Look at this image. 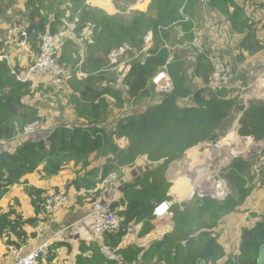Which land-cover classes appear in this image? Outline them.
<instances>
[{"label":"trees","instance_id":"obj_1","mask_svg":"<svg viewBox=\"0 0 264 264\" xmlns=\"http://www.w3.org/2000/svg\"><path fill=\"white\" fill-rule=\"evenodd\" d=\"M70 1L73 13L78 16L75 31L82 33L94 26L104 30L106 35L88 44L84 61L78 67L66 52V48L75 45L73 41L66 43L61 57L64 65L63 61L66 60V65L74 66L66 67L88 74L84 89L80 90L84 101H76V105L80 107L81 104L84 109L78 116L91 118L92 125L69 127L64 124L49 132L45 139H27L17 144L14 150L0 148V200L13 186L22 185L35 213L26 217L18 210V199L7 210L0 206V240L6 237L9 247L22 248L36 234L28 228H36L49 219L45 212L48 190L32 185L26 176L38 173L43 179H49L73 164L76 176L67 189L72 187L77 192H84L78 201L89 197L88 202L91 204L98 194V183L110 173L107 166L103 170L92 167L91 157L111 152L120 167H133L140 158L145 159L148 167L141 179L122 184L123 197L120 202H114L116 212L120 204H127L125 209L117 212L121 218L119 230L105 238L107 245L117 249L115 253L123 255L132 263L140 258L146 264H264V201L261 211L250 212V216L255 219L251 225L242 227L236 253L226 255V248L219 241L220 235L216 231L221 220L238 210L254 189V185L249 184L246 178L253 162L242 158H235L223 174L229 186V194L224 200L197 196L188 202H175L171 208L174 223L171 232L165 233L161 240L146 249L138 245L118 248L134 224L144 218L156 219L153 215L156 204L172 200L167 194L171 185L165 176L167 167L182 158L187 150L203 142L216 141L231 126L234 111L243 112L239 136L250 137L254 141L264 139V101L250 100L245 106L240 103L238 94L234 95V91H213L206 85L192 92L185 75L181 74L179 61L170 55L167 48H161L168 31L160 32V25L181 24L193 35V23L183 21V13L194 16L192 9L201 0H187L182 8V0H151L146 11H133L129 17L108 13L99 6L89 5L86 0ZM227 1L235 6L237 18H232L237 28L245 23L239 20L243 10L234 0ZM6 5L0 0V12L3 7H9ZM43 5L44 0H27L26 12L15 10L16 15L20 14L28 23L27 41L36 53L40 49V37L46 30L56 32L70 27L60 17L49 20L42 10ZM149 31L153 32L154 39L150 49L152 55L144 65L135 63L130 75L124 80L128 86V99L143 102L152 98L156 88L152 79L166 64L173 90L162 93L164 96L160 102L149 104L141 112L122 117L115 129L109 132L101 126L114 116L106 96H114L115 105L119 108H123L125 101L120 91L112 86L95 89L91 83L95 79L104 81L110 73H94L106 64L109 66V53L114 47L129 43L137 49L143 48ZM247 49L251 52L264 50V43L257 47L249 44ZM200 69L207 84L211 69L207 70L205 65H201ZM16 71L20 72L21 68L16 67ZM43 85L19 81L8 62L0 60V143L15 140L27 125L42 120L38 107L24 99L33 97ZM192 93L193 105L181 106V102ZM121 137L127 138L129 142L125 150L115 142V138ZM149 224L147 229L151 226ZM61 249L70 251L72 245L66 241H53L40 263L55 264ZM79 249L75 264H117V261L106 257L96 239L90 244L81 240Z\"/></svg>","mask_w":264,"mask_h":264},{"label":"built area","instance_id":"obj_2","mask_svg":"<svg viewBox=\"0 0 264 264\" xmlns=\"http://www.w3.org/2000/svg\"><path fill=\"white\" fill-rule=\"evenodd\" d=\"M182 11L183 9L181 12ZM182 20L193 23L192 32L194 37L192 46L199 49L210 63L211 72L206 84L209 89L213 91H235L238 94L240 103L245 106L248 105L250 100L264 101V66L256 71H253L255 69L249 70L252 77H250L247 84L236 82L237 75L235 71L227 65L221 55L213 49L207 50L205 48L204 39L197 32L194 19L183 13ZM176 25L177 23L170 26L160 25L158 29L162 32ZM27 26L28 23L24 21L23 29L19 32L18 40L19 46L21 47H27ZM68 41H73L81 47L83 62L86 54V46L83 44L84 38L80 33L75 31L72 26L56 32L46 30L40 37L39 52L32 56L30 63L23 71H16V67L13 66L7 54L0 55V60H6L8 62L16 78L21 82L34 81L35 78L42 75H51L53 79L56 80L59 77L68 76L72 70L66 67L61 61L65 45ZM153 41V32L149 31L145 36V46L141 49L132 47L129 43H123L119 47H114L109 53V66L106 70L115 71L118 81L123 83L130 75L135 63L144 65L147 62V59L152 55L150 49L153 46ZM162 42L164 45L161 48H170V45L164 39ZM134 61L135 63H133ZM81 74L82 76H86L85 73ZM152 81L160 93H169L173 90V82L168 72L167 64L156 73ZM242 113L243 112L240 111L236 114L235 124L237 126L240 124ZM38 125L39 121L27 125L25 127L26 134H33ZM225 137L226 136L220 135L216 141L206 143V145L200 148L199 157L201 159V165L196 164V162H193L192 158H189L190 168L186 174L188 177L186 178V182L193 188L190 196L198 194L200 197L210 196L219 201L224 200L229 194V186L227 180L222 176L223 171L221 173V170L227 168L233 159L238 157L239 153H236V151H238L241 146V148H243L242 153L247 156L246 149H244L245 147L241 143V140L244 142L249 139L252 144V146H250L251 153H254L256 150L255 141L250 137L245 139V137L238 136L237 142L232 141L231 146L228 142H224ZM41 139H45V135L38 140ZM32 140L37 141L36 137ZM207 151L211 152L212 155ZM191 163L194 164V166H192ZM120 175L121 167L118 165L116 171L110 172L102 180L97 190L98 194L92 202V209L89 213V217L93 224V238L99 242L102 252L106 257L109 260L117 261V264L120 263H118L116 253L105 243V238L108 235L115 234L121 225V218L114 208L116 192L119 191L122 185L119 180ZM69 201L70 195L65 191L52 190L48 192L45 203V212L48 218L55 216V214L69 203ZM172 206V201H162L155 205L153 215L156 218L167 217L171 214ZM45 227L46 222L40 223L36 227L35 237H40ZM61 238V234L57 233L53 235L51 239H47L28 252H25L23 247L10 246L9 249L12 257L11 264H41L40 259L48 252L49 245L53 241H60Z\"/></svg>","mask_w":264,"mask_h":264},{"label":"crops","instance_id":"obj_3","mask_svg":"<svg viewBox=\"0 0 264 264\" xmlns=\"http://www.w3.org/2000/svg\"><path fill=\"white\" fill-rule=\"evenodd\" d=\"M139 1H141V0H139ZM150 1L151 0H149L147 3L145 2L146 4L144 3L145 7L142 8L141 11H146L148 9ZM201 1H203V0H201ZM234 2L237 3L240 6V8L243 10V13H242L243 17L242 16L241 17L243 18L242 20L245 22L243 25H240L241 28L238 29V32H236L237 28L234 27V25H233L234 19L232 18V17L237 18V15H235V6H233V4L231 2H228L227 0H216L214 3H212V1L210 3L204 1L203 8L207 9L208 12L204 15V17L206 16L205 17L206 21L205 22L202 21V24H204L205 26L211 27L210 30L207 31V33H206V35L208 34V37H209L208 41L210 42V46L213 47V50H215V51L218 50L216 52H218L222 58L225 57L227 59V61L230 65L223 58L224 61L227 63V65L233 71H235V73L237 75L236 76V82L241 83V84H247L249 82L250 77H252L249 70L255 69L253 71H256L257 69H260L262 66H264V50L251 52L250 50L247 49V46L249 44L255 45L257 47L258 45H263V43H264V31L260 30V26H262L264 28V3H262L264 1L263 0H234ZM1 3H3V0H1ZM24 4L22 5L21 3L17 2V7L21 6L22 9H24ZM111 4L113 7L114 6L113 0H111ZM105 8H107V7H105ZM249 9L254 10L255 12L258 13L257 14L258 17L255 19V21H252V17L250 15H247V11ZM1 13H3V12H1ZM208 15H211V17H209ZM8 16H10V14ZM247 16H249V17H247ZM228 19H231L230 23H229ZM2 20H3V18H2ZM203 20H204V18H203ZM222 20H224L225 22L228 21L226 24H223V26L226 29H224V28H222V29L226 30L228 32L229 27H230L231 31L229 33V36L227 35V32L225 31L224 36L218 37L219 34L221 33L220 25L222 23H220V22H222ZM4 21L6 22V23L3 22V26H5V27H0V53H3L4 55L5 54L9 55L10 61L13 64V66L14 67H20L21 71H23L24 69H26V67L30 63L32 56L37 54V53L30 46V44L28 42H27V47L19 46V40H18L19 32L21 31V29H23V26L21 24H19V23L16 24L13 22L14 25L10 29H8L11 26V23L9 20H7V21L4 20ZM252 22H256L257 24H253ZM0 23H1V21H0ZM180 25L181 24H177L176 26H179V27L175 28L174 30H171L172 28L166 30V31H168V32H166V37H164V38H166V40H165L166 42L169 39L173 40L172 37L170 38V35L173 33V31L177 34L176 36L178 38L182 37L184 35V32L182 30L183 26L182 25L180 26ZM176 26H174V27H176ZM5 33H6V36H5ZM187 36L191 37V40H193L192 38L194 37V34L190 35V33H188ZM3 40H4V44H3ZM201 53L202 52H200V58H199L200 61L197 65V70L195 71L196 77L194 78V84L197 86V87L195 86V88H197V89L203 88L206 85V83L203 79V76H202L203 72L200 69V66L204 65L201 63L202 60L204 59L202 57ZM179 54H181V57L178 59L176 57V60L180 61V60H185L187 58L186 55L184 53H182L181 51H179ZM204 60H206L208 62V69L210 70L209 61L207 59H204ZM231 65L232 66L234 65L235 67H238V68H233ZM193 70H194V68L192 69V71ZM189 71H191V69ZM107 72L112 74L113 77L116 79V81L118 80L115 71H107ZM85 74H86V76L83 75V77L88 76L87 73H85ZM181 74H184L182 69H181ZM186 75H187V73H186ZM53 80L54 79L51 75H48V76L46 75L45 77H44V75H42V76L35 78L33 83L34 84L44 83V85H45V82H49V81H53ZM157 91H158V89H157ZM192 92H194V91H192ZM160 94H162V93H160ZM236 94H237V92L234 91V95H236ZM192 95H193V93L189 97H192ZM26 98H32V97H25L24 101H26ZM159 100L160 99H158L157 101H154L153 104L161 101V100L160 101ZM27 103H29V102H27ZM136 103H139V104L135 105V108L132 109L133 111H128L126 113V115H123L122 117L141 112L149 104H151L149 102V104L146 105V101L136 102ZM29 104H31V103H29ZM189 105H191V104H189ZM119 109L122 110L123 108H119ZM238 112H240V111H234L233 112V119L235 120L233 123L234 125L236 123V114ZM114 114H115V112H114ZM113 117L110 118L108 120V122L112 121ZM121 118H119V119H121ZM119 119H115V122L117 123ZM81 120H83V118ZM104 126L106 128L108 126L107 123H105ZM232 129L235 131H239V128H236V127H233ZM115 142L123 150H125L129 144L127 138H125V137L115 138ZM206 143H209V142H203V143L197 145V147H199V150L201 147L206 145ZM2 144H3V149L14 150L16 145L20 144V142H16V141L7 142V143L2 142ZM189 150L186 151L187 155H188ZM99 156L100 157L104 156L107 158H106V160L103 158L104 160L100 161L99 164L96 165V164H94V160L97 159ZM177 161H179V159L172 162L169 165V167L172 166ZM91 165H92V167H96V168L98 167L100 170H103L104 167L107 166L108 168H110V172L116 171L118 169V164H117V162L114 161V154L111 152L107 155H103V154L95 155L94 154L91 157ZM169 167L167 168V170L165 172V176H166L167 181L171 184V181H175V179H174L175 175L170 174ZM67 168L73 169V173L71 174L70 173L71 170H70L69 171L70 176H68L69 180L71 181L76 176L75 167L73 164H70L67 166ZM151 169H154V168H151ZM65 170H67V169L65 168L60 173L64 172ZM146 170H148V168L146 167V161L144 158H140L137 161L135 166L124 170V175H123V179H122L121 183L122 184L123 183H130V182H134L137 178L141 179L144 176ZM170 175H171V177H170ZM57 176H59V175H57ZM57 176H53V177H51L52 178L51 180H48L47 178L43 179L40 176V174H38V173H33V174H29L28 176H26V178L30 181V183L32 185H34L36 187H42V188L47 189L51 185L56 184V183H54L53 180H54V177H57ZM70 181H68L67 185L70 183ZM100 184H101V182L98 183L96 188H99ZM67 185H66V187H67ZM18 186L20 187V190L23 194V201L21 199H19L17 196H15L13 193L14 188H16ZM174 187H175V184H171L169 189H168V192H167V194L170 195L172 197V199L175 197V200H173V202H175L179 199L183 200L187 197L190 198V192H188L187 196L182 198L181 197L182 195L173 191ZM122 188H123V186L121 185V187L119 188V191H118L119 195L117 196V199H116L117 202H120V200L123 197V194L121 192ZM52 190L61 191V190H57V188H54V189H49L48 192H50ZM67 190H68V193L70 195L69 203L61 211H59L57 214H55V216L49 218V220L46 222L45 230L40 237H38V238L33 237L29 240V242L23 247L25 252L32 250L33 248L38 246L40 243L46 241L47 239H51L53 237V235H55L57 233L61 234L62 238L60 241H66L68 243H71V245H72V250H70V251L68 249L67 250L66 249L59 250L57 257L59 256V253L62 250H65L67 252V255H73V252L75 251L76 253H74V257H76L77 254L80 252L79 247H80V241L81 240L86 241L88 244H90L94 241L93 224L91 223L92 221H90L91 219L89 217V213L92 209V203L90 204L88 202V200L90 198L88 197V198L84 199L82 202H79L78 198L84 192H77L72 187L70 189H67ZM89 192H93V191H89ZM10 195H13V197L11 198L12 201L8 200L9 203L5 204L4 201L6 200V198L8 199ZM14 199L19 200L20 207H18V210L20 212H23V214L26 217L27 216L30 217V216H33L35 214L34 208L32 207V205L30 203V198L25 193L22 185L13 186L11 188L10 192L2 200H0V206L7 209L9 204L13 205ZM263 201L264 200H262L260 202V205L262 206V208H263ZM22 203H24V204L27 203L29 205V207L27 208V212L26 211L24 212L21 210ZM126 207H127L126 203L120 204L116 208L117 212H120L121 210L125 209ZM245 213L249 214V212H245ZM234 216H235V214L233 212L230 215H228L226 218L221 220L220 225L216 230L220 235L219 241L226 248V255H232L233 253H236L238 246H239V242H240L242 227L244 225H251L255 219V218L250 216L251 218H253V220H251V219H249V217H247V215L242 216L243 219H245V221L242 223L238 222L240 224L238 225L239 227H237V231L235 232V237H234L233 233L231 231L227 230V228H226L228 225L226 222L233 220ZM249 221H251V223H249ZM148 223H150L149 225H151L149 227V229H147ZM173 226H174V223L172 221V215H168L167 217H163V218H156L154 220H150L149 218H144L143 220H140L138 223H136L132 226L133 230L128 232L123 237V240L120 242L118 248L124 247V242H125V244L129 242L132 245H138V246H141L144 248H148L153 242H155L157 240L158 241L161 240V238L163 237V235L165 233L171 232L173 230ZM28 230L34 231V228H28ZM222 230H224V231H222ZM224 232L229 233V237L233 238L234 241L232 242V247L229 246L228 243H226L225 240H227V239H223V233ZM129 246H131V245H129ZM109 247L111 249H113L111 246H109ZM113 250L116 251L117 249H113ZM72 261H73V259H71L70 262L69 261H66V262L71 263ZM75 261H74V264H75Z\"/></svg>","mask_w":264,"mask_h":264},{"label":"rangeland","instance_id":"obj_4","mask_svg":"<svg viewBox=\"0 0 264 264\" xmlns=\"http://www.w3.org/2000/svg\"><path fill=\"white\" fill-rule=\"evenodd\" d=\"M26 1L27 0H3L4 3H7L6 6H9V7H7V8L3 7L2 11H1L3 13L0 12V21H1L0 27H5V26H3V22L6 23L4 20H6V21L9 20L11 23V26L8 29H10L14 25L13 22L16 24L19 23L23 26V23L25 20L20 14L16 15L15 10L19 9L21 12H26V10H27L26 9ZM148 1L149 0H141V1H139V0H113V4L115 7L114 6L112 7L111 0H86V2L89 5L99 6L103 9H105L108 13L118 14V15H121L124 17L131 16L133 11L142 10V8L145 7V4ZM186 1L187 0H182L180 8L183 7L182 5ZM204 1H206L208 3H210L212 1V3H214L216 0H203V1L196 3L194 8L192 9V13L194 15V16H192V18L194 19V21L196 23L197 32L204 39L205 48L207 50H211V49H213V47L210 46V42L208 41V39H209L208 34L206 35L207 31H209L211 27H208V26H205L204 24H202V21L203 22L206 21L205 20L206 16L204 17V15L208 12L207 9L203 8ZM17 2L21 3L22 5L25 3L24 9H22L21 6L17 7ZM262 3H264V2H262ZM71 7H72V3L70 0H44V5H43L42 10H43L44 14L48 17L49 20L54 19V17H60L67 24V26L74 27L76 22H77L78 16H76L73 13ZM105 7H107V8H105ZM180 8H179V10H180ZM9 14H10V16H8ZM257 14H258L257 12H255L254 10H251V9H249L247 11V15H250L252 17V21H255V19L258 17ZM208 16L211 17V15H208ZM242 17L239 20H242L243 19ZM247 17H249V16H247ZM2 18H3V20H2ZM72 18H74V19L72 20ZM203 18H204V20H203ZM228 20L230 23L231 19H228ZM227 22L228 21L225 22L224 20H222V22H220V23H222L220 25L221 33L219 34L218 37L224 36L226 30H223L222 28L226 29L223 26V24H226ZM252 23L257 24L256 22H252ZM241 25H243V23ZM177 27H179V26L173 27L171 30H174ZM66 28H64V29H66ZM240 28H241V26L238 25L236 32H238V29H240ZM182 30L184 32V35L182 37L178 38L176 36L177 34L174 31L170 35V38L172 37L173 40H171V39L167 40V42L170 45V48L168 50H169L170 55L172 57H174L175 60H176V57H177V59L181 57V54H179V51H181L182 53H184L186 55L187 58L185 60H180V61L178 60V61L181 65L182 71L185 74V77H186L187 83L189 84L190 89L192 91H195L197 88H195L196 85L194 84V78L196 77L195 71L197 70V65L200 61L199 60L200 52H199V49L192 46L191 37L187 36L188 31H186V29H184V28H182ZM260 30L264 31V28L262 26H260ZM230 31H231V29L229 27L228 32L226 31L228 36H229ZM6 33H5V36H6ZM80 34L84 38V43H83L84 46L87 47L88 44L91 43L92 41H97V40H100L102 37H104L105 32H104V30H102L100 28H94V26H91V27L86 28ZM3 44H4V40H3ZM74 44L75 45L66 48V52H67V56H71L72 62L74 63V65H77V67H78L80 64H82L81 62H82L83 58L81 55V49H80L81 47L78 46L76 43H74ZM216 51H218V50H216ZM0 55H4V54L0 53ZM171 56H170V59H171ZM223 58L228 63L227 59L225 57H223ZM76 60H78V61H76ZM63 62L66 65V63H67L66 60H64ZM133 63H135V61ZM201 63L204 64L206 66V69L208 70V62L203 59ZM106 65L103 66L100 69V71H97L94 74L95 75H98L99 73L108 74L107 73L108 70H106L108 65L107 66ZM66 66L74 67V66L69 65V64H67ZM232 67L238 68V67H235L234 65ZM193 68H194V70L192 71ZM190 69H191V71H189ZM81 73H84V72H79L78 69L76 71L74 69H72L68 76L59 77L56 80L45 82V85H43L42 89L39 90V92H37L32 98H26L27 102L38 107L40 115L42 117V120L39 122V125L33 134H26L25 129H24L17 136V138L13 141L21 143L22 141H25L27 139H33L34 137H36V140H38L39 138H42L44 135L46 136L49 132L53 131V129L59 127L60 125H64V124H66L69 127L91 126L92 125L90 123L91 118L85 117V118H83V120H81L82 118L78 116V113L80 111H84V109H82L83 106L81 104H80V107H77L76 101H84L81 97L80 90L84 89V86L86 84V78H87V77H83ZM186 73H187V75H186ZM45 76L46 75H44V77ZM91 85L95 89H98V90H101V89L108 87V86H112L115 89L120 91V93H121V95L125 101L123 109L120 110L119 107H117V105H115V103H116L115 97L111 96V95L106 96L105 99H107L109 101L110 111L113 110V112H115L113 120L110 122H107L108 126L106 128H105L104 124L101 125V126H103V128H105L109 132L115 128V124H116L115 119H119L123 115H126V113L128 111H133L132 109L135 108V105L139 104V103L133 102V100L128 99V94H127L128 86H126V84H124V81H123V83H120L118 80L116 81V79L113 77L112 74H108L107 78L102 82H100L98 79H95L91 83ZM163 96L164 95L160 94L157 91V89L155 88V93H154L153 97L145 100L146 105H148L149 102L152 104L154 101H157L158 99L162 100ZM189 104H191V105L193 104L192 97H188L187 99H185L184 101L181 102V106H188ZM234 121L235 120L233 119L231 126L223 134V136H226V133L228 131H231L232 133H234V139H236V140L231 139L230 143H232V141L237 142V140H238L237 137L239 136L238 133L236 134L235 130L232 129L234 126L237 127L236 124L235 125L233 124ZM242 137H244V136H242ZM245 139H247V138L245 137ZM13 141H10V142H13ZM241 143L245 147L244 149H246V155L247 156H245V154L242 153L243 148H241L242 147L241 146L239 148V150L236 151V153H239V155H238V157H235V158H242L246 161H252L253 162L251 169H250V172H249V174H247L246 178H247V181L249 184L254 185V189L252 190V193L246 199L244 204L239 206L238 210H236L234 212L235 216H234L233 220L226 222L228 224L226 227L227 230L231 231L233 233L234 237H235V232L237 231V227H239L238 225L245 221V219H243L242 216L247 215V217H249V219L253 220V218L250 217V212L255 213V212L261 211L262 206L260 205V202L262 200H264V139L261 141H255L254 142L256 144V150L254 153H251V150H250V146H252V144L250 143V140H245L244 142H243V140H241ZM0 148H3L2 143H0ZM188 156L186 153L183 155V157L181 159H179V161H177L176 163H174L170 167L168 166L169 170H170V174L175 175V178H174L175 181H171V184H175L176 180H178V179H181L185 183H187L186 178H188V177L186 176V174L188 172V169L190 168V163H189V160L187 159ZM250 156H252V159L248 160ZM103 158L106 160L107 157H104V156L100 157L99 156L97 159L94 160V164L98 165L100 161L104 160ZM191 165L194 166V164H192V163H191ZM228 167L221 170V173L223 171L222 176H223V174H225L227 172ZM128 168H130V167L129 166L121 167V175H120V179H119L120 181H122V179H123L124 170H126ZM150 168H154V167H149V169ZM66 169L67 170H65L64 172L59 173L58 174L59 176L56 175L57 177H54L53 181L56 184L51 185L49 188H47L48 190L57 188V190L65 191L68 193L66 185H67L68 181H70L68 176H70V173L71 174L73 173V169L72 168H69V169L66 168ZM69 171H70V173H69ZM258 173H259V176H258ZM171 175H170V177H171ZM184 177H186V178H184ZM51 179L52 178H50L48 180H51ZM188 187H189L188 192L191 193V190H193V188H191V186H189V185H188ZM13 193L15 196H17L19 199H21L23 201V194H22L19 186L14 188ZM118 195H119V193L117 191L116 195H115L116 199H117ZM197 196H199V195L195 194L194 196H190V198L187 197L183 200L179 199L180 201L177 200L175 202H178V203L188 202ZM12 197H13V195H10L8 199L6 198L7 201L5 200L4 203L8 204ZM173 200H175V197L170 201L173 202ZM15 201L16 200L14 199L13 205H15ZM175 202H173V203H175ZM11 206L12 205L9 204L7 209ZM28 207H29V205L27 203H25V204L22 203L21 210L24 212L25 211L27 212ZM7 209L4 208V210H7ZM245 212H249V214L248 213L246 214ZM226 217H224V218H226ZM238 222H240V223H238ZM249 223H251V221H249ZM35 230H36V228H34V232H35ZM132 230L133 229L131 228L130 231H132ZM224 230H222V231H224ZM35 236H36V234H35ZM223 239H227V240H225L226 243H228V245L232 247V242L234 240H233V238L229 237V233L224 232L223 233ZM129 245H132V244L129 242L125 244V242H124V247H122V248H126ZM113 251L115 252V250H113ZM74 253H76V252L74 251L73 255H67V252L65 250L60 251L59 256L55 259V261H56L55 264H63L66 261L70 262L71 259H73L71 264H74V261L76 260V257H74ZM116 256L118 259V263H120V264H136V263L146 264V262L141 260L140 258L138 259V261L132 263V262L127 261L125 259V257L121 254L116 253ZM140 257H141V255H140ZM11 263H12V257H11L10 249H9V246L7 245V238L4 237L3 239L0 240V264H11Z\"/></svg>","mask_w":264,"mask_h":264},{"label":"bare ground","instance_id":"obj_5","mask_svg":"<svg viewBox=\"0 0 264 264\" xmlns=\"http://www.w3.org/2000/svg\"><path fill=\"white\" fill-rule=\"evenodd\" d=\"M236 128H238V126L236 127ZM236 132V134L238 133V131H235ZM245 137V136H244ZM247 138V137H246ZM236 140V139H234V133H232L231 131H228L227 133H226V137H225V140H224V142H228L229 143V145L231 146L232 144L230 143L231 141L230 140ZM238 139V138H237ZM249 140V139H248ZM233 149V148H232ZM207 152H209V151H207ZM188 154H189V156H188V160H189V158H192L193 159V162H196V164H199V165H201V159H200V157H199V155H200V153H199V147H195L194 149H191V150H189L188 151ZM209 154L210 155H212V153L211 152H209ZM192 162V163H193ZM177 171V170H176ZM175 178V177H174ZM184 178H186V177H184ZM173 191L174 192H176V193H179L180 195H182L181 197L183 198V197H185V196H187L188 195V191H189V187H188V185H187V183H185L183 180H181V179H178V180H176V182H175V187H174V189H173Z\"/></svg>","mask_w":264,"mask_h":264},{"label":"water","instance_id":"obj_6","mask_svg":"<svg viewBox=\"0 0 264 264\" xmlns=\"http://www.w3.org/2000/svg\"><path fill=\"white\" fill-rule=\"evenodd\" d=\"M240 127H241V125L239 124L238 128H240ZM251 159H252V156H250L248 160H251Z\"/></svg>","mask_w":264,"mask_h":264}]
</instances>
